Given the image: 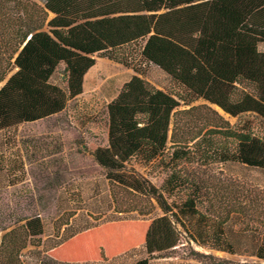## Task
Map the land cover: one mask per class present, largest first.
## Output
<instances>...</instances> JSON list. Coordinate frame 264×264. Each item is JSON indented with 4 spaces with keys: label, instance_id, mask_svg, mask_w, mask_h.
<instances>
[{
    "label": "trees",
    "instance_id": "1",
    "mask_svg": "<svg viewBox=\"0 0 264 264\" xmlns=\"http://www.w3.org/2000/svg\"><path fill=\"white\" fill-rule=\"evenodd\" d=\"M138 42L143 43L139 58L193 99L215 105L231 117L251 114L264 121V0H0V131L61 114L68 101L82 94L83 78L95 57L138 73L128 50ZM59 66L64 72L62 88L51 83ZM21 75L34 81L39 95L35 113L30 107L23 112ZM184 100L176 92H164L131 76L106 107L107 146L93 150L94 161L106 173L119 172L139 153L157 156L168 144L173 151L192 144L195 152L215 162L264 172V133L236 129L208 107H203L208 113L203 123L197 120L186 129L183 117L199 108L179 111V101ZM179 178L195 197L201 194L202 183L195 174ZM119 190L131 194L115 185L110 190L113 204L118 203ZM149 194V211L153 199L165 213L161 198ZM241 204L234 199L215 220L233 254L244 260L193 250L187 258L195 264H264V215L253 217L255 226L242 223L234 229V219L249 210L255 214V200ZM131 211L149 212L135 207ZM23 221L7 226L0 212V264H25L24 251L40 246L39 262L71 264L41 253L93 227L85 221L74 228L65 221L54 239L42 241L30 236ZM175 250L150 254L134 264H178Z\"/></svg>",
    "mask_w": 264,
    "mask_h": 264
},
{
    "label": "rangeland",
    "instance_id": "2",
    "mask_svg": "<svg viewBox=\"0 0 264 264\" xmlns=\"http://www.w3.org/2000/svg\"><path fill=\"white\" fill-rule=\"evenodd\" d=\"M142 45L138 42L128 48L138 73L109 62L95 79H86L84 94L68 101L61 114L23 121L15 128L0 131L2 221L12 226L14 221L25 218L22 223L30 236L42 241L54 239L62 222L68 221L74 228L84 226L85 221L91 223L89 230L41 253L57 262L134 264L150 254L171 249H176L178 264H195L187 258L192 250L242 261L244 258L233 254L226 243L215 217L234 199L241 205L252 199L257 203L255 214L249 210L232 222L234 229L241 228L242 223L255 226L253 217L264 215L263 171L233 162H215L195 152L192 144L177 151L170 150L168 144L165 152L157 156L139 153L126 163L125 170L112 173H106L92 157L94 149L107 146L108 104L101 93L107 87L112 92L119 90L130 75L164 92L180 94L185 102L179 101V111L198 107L183 117L186 129L197 120L203 123L208 116L203 107H208L236 129L264 133V121L254 115L231 117L215 105L190 97L162 71L139 58ZM63 73V66H59L51 83L62 88ZM21 88L23 112L30 107V112L35 113L39 95L34 81L21 75ZM188 100L191 101L186 105ZM192 173L202 183L198 197L179 178ZM115 185L131 193L116 192L118 205L113 204L110 193ZM149 193L161 198L165 213L153 199L149 211ZM132 207L149 212L139 215L131 211ZM38 251L42 246L28 247L23 254L25 264H50L37 260Z\"/></svg>",
    "mask_w": 264,
    "mask_h": 264
},
{
    "label": "crops",
    "instance_id": "3",
    "mask_svg": "<svg viewBox=\"0 0 264 264\" xmlns=\"http://www.w3.org/2000/svg\"><path fill=\"white\" fill-rule=\"evenodd\" d=\"M109 60H107L106 58H100V57H95V64L94 66L88 70V72L85 74L84 78H83V83H82V94H84V86H85V81L88 77L95 79V76L98 74V72L101 69H104L108 64H109ZM115 64V63H114ZM126 69V68H125ZM128 70V69H126ZM133 75H130V77ZM130 77L128 78V80L130 79ZM127 80V81H128ZM125 81V82H127ZM124 82V83H125ZM123 83V84H124ZM122 84V85H123ZM122 87V86H121ZM108 89H104V91L101 93V96L107 101V104H109V102L114 99V97L117 95L118 90H116L115 92H112L111 89L109 87H107ZM98 89V87L96 88ZM80 95V96H81ZM79 96V97H80Z\"/></svg>",
    "mask_w": 264,
    "mask_h": 264
}]
</instances>
